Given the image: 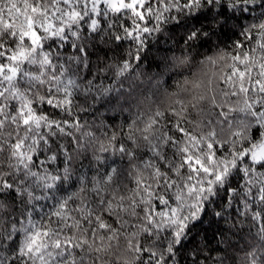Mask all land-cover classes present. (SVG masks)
Returning <instances> with one entry per match:
<instances>
[{"label":"snow or ice","instance_id":"obj_1","mask_svg":"<svg viewBox=\"0 0 264 264\" xmlns=\"http://www.w3.org/2000/svg\"><path fill=\"white\" fill-rule=\"evenodd\" d=\"M0 264H264V0H0Z\"/></svg>","mask_w":264,"mask_h":264}]
</instances>
